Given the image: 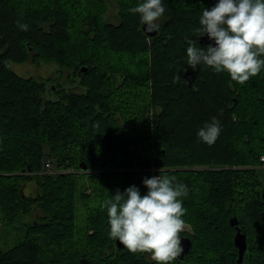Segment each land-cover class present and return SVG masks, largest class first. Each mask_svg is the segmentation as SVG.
I'll list each match as a JSON object with an SVG mask.
<instances>
[{
	"label": "trees",
	"instance_id": "obj_1",
	"mask_svg": "<svg viewBox=\"0 0 264 264\" xmlns=\"http://www.w3.org/2000/svg\"><path fill=\"white\" fill-rule=\"evenodd\" d=\"M107 2L115 23L103 20ZM140 2L0 0V231L21 233L0 248V264H156L116 248L102 203L132 185L146 194L144 178L160 170L189 189L190 230L180 236L190 248L173 264H264L255 175L264 164V70L241 85L187 65L202 9L218 0H162L152 36L129 11ZM38 60L56 66L50 80L11 69ZM213 117L222 130L209 146L197 133ZM45 162L57 168L46 173ZM231 218L244 236L240 262Z\"/></svg>",
	"mask_w": 264,
	"mask_h": 264
},
{
	"label": "clouds",
	"instance_id": "obj_2",
	"mask_svg": "<svg viewBox=\"0 0 264 264\" xmlns=\"http://www.w3.org/2000/svg\"><path fill=\"white\" fill-rule=\"evenodd\" d=\"M129 11L138 14L148 33L158 31V21L165 12L162 0H142ZM18 27L27 30L20 22ZM200 27L194 29L198 39L207 35L215 46L199 47L189 41L187 65L195 70L203 64L216 73L227 72L241 85L264 70V0H218L211 9L203 8ZM174 82H182L175 74ZM99 122L93 125L98 127ZM219 120L212 118L198 131L201 142L212 146L221 133ZM264 159V157H262ZM146 194L132 185L103 201L107 210L109 236L133 254H150L156 264H173L183 254L180 233L185 229L183 198L189 189L175 176L160 174L145 177Z\"/></svg>",
	"mask_w": 264,
	"mask_h": 264
},
{
	"label": "rangeland",
	"instance_id": "obj_3",
	"mask_svg": "<svg viewBox=\"0 0 264 264\" xmlns=\"http://www.w3.org/2000/svg\"><path fill=\"white\" fill-rule=\"evenodd\" d=\"M109 5L107 6L104 14H103V20L115 23L117 21L116 14L114 11V8L111 6V3L107 2ZM11 69L18 75L22 77H33L37 80H44L51 79L53 71L56 69V66L53 64H49L42 61L37 62H30V61H21L17 63H11ZM47 164V165H46ZM51 164L48 162H45L43 166L44 172H53L54 170H48V168H55L54 164L50 167ZM57 168V167H56ZM55 168V169H56ZM42 168H41V172ZM32 184L29 182L27 185H25L24 191H31ZM189 226L185 223V229L183 232H189ZM21 236L20 232H15L14 230H11V228H8L7 231L5 229L3 231H0V248L4 249L10 245H12L18 237Z\"/></svg>",
	"mask_w": 264,
	"mask_h": 264
},
{
	"label": "water",
	"instance_id": "obj_4",
	"mask_svg": "<svg viewBox=\"0 0 264 264\" xmlns=\"http://www.w3.org/2000/svg\"><path fill=\"white\" fill-rule=\"evenodd\" d=\"M141 29L148 36H152L156 32V31L151 32V33L146 32L144 30L145 29V26L143 24L141 26ZM82 168H85V167L83 166ZM229 223H230V225H233L236 222H235L234 218H231L229 220ZM234 228H235V233L233 234L232 243H233V245L237 249V262H240L241 257H242V253H243V251L245 249V241H244L243 234H241L239 232L238 228L236 227V224H235ZM181 239H182V245H183V248H184V252H183V254L178 259H181L183 257V255L185 253H187L188 250H189V248H190V241H189V239L187 237H185V236H181ZM114 243H115V246H116L117 249H120V248L125 247L122 244H120V242L118 240H116V239H114ZM78 264H89V262L85 258H80L78 260Z\"/></svg>",
	"mask_w": 264,
	"mask_h": 264
},
{
	"label": "crops",
	"instance_id": "obj_5",
	"mask_svg": "<svg viewBox=\"0 0 264 264\" xmlns=\"http://www.w3.org/2000/svg\"><path fill=\"white\" fill-rule=\"evenodd\" d=\"M255 175L260 183V197L264 200V164L255 167Z\"/></svg>",
	"mask_w": 264,
	"mask_h": 264
},
{
	"label": "built area",
	"instance_id": "obj_6",
	"mask_svg": "<svg viewBox=\"0 0 264 264\" xmlns=\"http://www.w3.org/2000/svg\"><path fill=\"white\" fill-rule=\"evenodd\" d=\"M262 157H264V156H260L259 157V160L261 161V162H264V159H262ZM47 165V164H46Z\"/></svg>",
	"mask_w": 264,
	"mask_h": 264
},
{
	"label": "flooded vegetation",
	"instance_id": "obj_7",
	"mask_svg": "<svg viewBox=\"0 0 264 264\" xmlns=\"http://www.w3.org/2000/svg\"><path fill=\"white\" fill-rule=\"evenodd\" d=\"M51 89L53 88L52 86L50 87ZM114 245H115V243H114ZM78 264V263H77Z\"/></svg>",
	"mask_w": 264,
	"mask_h": 264
}]
</instances>
